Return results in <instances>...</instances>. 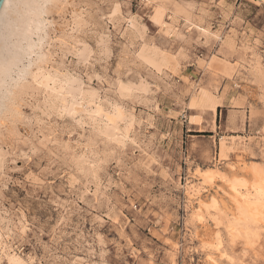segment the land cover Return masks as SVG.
Returning a JSON list of instances; mask_svg holds the SVG:
<instances>
[{
	"label": "rangeland",
	"instance_id": "1",
	"mask_svg": "<svg viewBox=\"0 0 264 264\" xmlns=\"http://www.w3.org/2000/svg\"><path fill=\"white\" fill-rule=\"evenodd\" d=\"M17 2L0 25V57L13 61L0 88V264H264V204L255 189L250 197L240 190L249 202L244 216L238 201L220 197L225 183L206 188L194 176L219 164L221 135L247 143L245 160L264 167V81H251L240 60L255 52L264 60V0H52L32 33L21 22L30 0ZM207 26L223 36L236 31L230 73L210 69L226 58L201 34ZM166 56L179 66L165 67ZM53 74L74 81V98L55 93ZM203 82L243 95L248 104H238L250 124L243 137L233 125L238 104L225 102L213 117L199 99ZM92 95L126 115L119 138L101 134L103 120L89 112H68L75 101L91 111ZM200 114L203 129L191 124ZM246 177L248 186L256 181ZM214 197L224 211L208 207ZM238 219L253 226L244 231Z\"/></svg>",
	"mask_w": 264,
	"mask_h": 264
},
{
	"label": "bare ground",
	"instance_id": "2",
	"mask_svg": "<svg viewBox=\"0 0 264 264\" xmlns=\"http://www.w3.org/2000/svg\"><path fill=\"white\" fill-rule=\"evenodd\" d=\"M48 1H52V0H30V5L28 7V10H30V15L29 18L25 21L22 20L21 22H23V26L26 25V27L28 28L29 32L32 33L33 30L35 31V29L37 30L39 27H41V18L43 13H46V6L45 4ZM25 2V1H24ZM185 2V1H184ZM190 2V1H189ZM13 3V7H16L17 4H19L17 2V0H4L1 8H0V25L1 24H7L9 22V19L11 16V11L8 10L9 5ZM50 3V2H49ZM52 3V2H51ZM161 3V2H160ZM24 4V3H23ZM11 6V5H10ZM189 7H191V5H187ZM193 6V5H192ZM12 7V6H11ZM195 7V5L193 6ZM184 8V7H183ZM182 8V9H183ZM14 9V8H13ZM53 9V8H52ZM179 9V8H178ZM187 11V10H186ZM14 12V11H13ZM12 12V13H13ZM170 12V11H169ZM176 12V9L175 11ZM178 12H183L185 13V15L187 16V19H190L191 17V13L190 10L189 12H185L184 10H179ZM177 17V16H176ZM179 19V18H178ZM12 20V19H11ZM194 21V20H193ZM134 23V22H133ZM186 23V22H185ZM136 25V24H135ZM187 24H185L186 26ZM197 25V24H196ZM202 31L201 34L209 37L211 36L212 38L215 39V41H217V43L219 42V44H221L220 46V50L221 53L224 55L225 59H219V58H215L212 62L211 68L210 69H214L216 71L221 72V75H224L225 73H230L232 71V69L234 68V64L231 63L230 59L228 58L229 56H232V54H234V52L237 51V45H236V31L231 30L230 32L226 33L225 36L222 35L221 32H210L209 30V26L207 27H199ZM40 29V28H39ZM214 30V29H213ZM135 32V31H134ZM178 32V31H177ZM173 33V32H172ZM176 33V32H175ZM29 35V34H28ZM32 35V34H31ZM138 35V34H136ZM177 35V33H176ZM181 35V33H180ZM183 35V34H182ZM186 35V34H185ZM184 35V36H185ZM178 37L179 34L177 35ZM17 37V36H16ZM173 38V36H172ZM132 39V38H131ZM182 39V38H181ZM130 41V39H129ZM246 41V40H244ZM248 42V41H246ZM251 42V41H250ZM249 42V43H250ZM248 44V43H247ZM246 44V45H247ZM255 45V44H254ZM257 45V44H256ZM1 46V45H0ZM218 46V45H217ZM242 47V46H241ZM249 47V46H248ZM246 49V47H245ZM32 50V49H31ZM219 51V52H220ZM1 52V50H0ZM179 52V51H178ZM246 52V51H245ZM43 53V52H42ZM182 53V52H181ZM185 53V52H184ZM248 53V52H247ZM253 53V52H252ZM45 54V53H44ZM42 55L41 57H39L40 59H38L40 62L45 61V55ZM178 55V53H177ZM181 55V54H180ZM253 55V56H252ZM6 56V55H5ZM183 56V55H182ZM9 60H3L0 57V88L4 85V78L5 75L7 76L8 71H7V65H11V63L13 61L12 58H7ZM228 59V60H227ZM36 60V59H35ZM37 60V61H38ZM240 60H242L244 63L242 64V67L247 69L248 75L251 79V81H253L254 83L256 82L257 84L262 83V81H264V60L262 59L261 55L259 52H255L253 54H251L250 57H247L245 54H241L240 55ZM15 61V60H14ZM163 64L165 65V67L169 68H177L179 66V59L177 57H168L166 56L165 58H163L162 60ZM16 63V62H15ZM35 63V62H34ZM242 63V62H241ZM14 65V64H13ZM5 66V67H4ZM37 66L38 63H37ZM12 67V66H10ZM210 71V70H209ZM7 72V74H6ZM15 72V71H14ZM25 72V71H23ZM11 73V72H9ZM56 73V72H55ZM214 73V72H213ZM218 73V72H217ZM31 74V73H30ZM9 75V74H8ZM23 75L20 76V79ZM24 77V76H23ZM216 77V76H215ZM26 77H24L25 79ZM11 79V78H10ZM51 81L53 84H58L59 86H52V89L55 91L56 94L61 93L63 90H65V94L64 92V98H67V95L72 96L73 98L76 95V89L72 86L73 84V80H70L68 78V80H62L58 75L53 74L51 76ZM15 80V79H14ZM22 81V80H21ZM26 81V80H25ZM13 83V82H12ZM22 83V82H21ZM25 83V82H24ZM28 83V82H27ZM208 88L204 89V88H200L199 89V99L203 102H207L208 104H218V105H223V100L225 99V92H220L218 91L217 86L211 84V83H206L203 82ZM11 84V83H10ZM15 84V83H14ZM13 84V85H14ZM17 84V82H16ZM26 85V84H25ZM66 85V86H65ZM130 85V84H129ZM28 87L30 86L29 84L27 85ZM26 86V88H27ZM142 86V85H141ZM145 85L142 86V88ZM13 87V86H12ZM15 87V86H14ZM13 87V88H14ZM22 87V86H21ZM11 88V86H10ZM24 87V89H26ZM30 88V87H29ZM139 88V87H137ZM80 89V88H79ZM226 89V88H224ZM10 90V89H9ZM20 90V89H19ZM146 90V89H145ZM7 91V90H6ZM28 91V90H27ZM78 94L81 95L82 99H86V94L83 93V91L78 90ZM7 93H9L7 91ZM18 93V92H17ZM21 93V92H20ZM24 94V93H23ZM77 94V95H78ZM66 95V96H65ZM218 95L220 97V100H218L217 102L215 101L214 97ZM16 96V90H12L10 91V97H8L10 99V103H7L6 105L10 104V106L6 109V110H11L10 112H12V106L14 104V97ZM21 96V95H20ZM19 96V97H20ZM233 96V95H232ZM17 98V97H16ZM21 98V97H20ZM70 98V97H69ZM67 98V99H69ZM79 98V97H78ZM88 98V97H87ZM90 100L88 99V103L87 105L91 106L92 109L91 111H89L86 106L82 103V102H72L69 106H67V110L69 113H73L75 114V112H89V115L96 121L97 119H101L104 122V125L102 126V128L100 129V133L104 134L108 137H111V141L113 140V138H119V124L122 121H126V115L124 114V112L119 109L116 108L114 110V112L109 111V110H105L100 104L95 103V96H91L89 97ZM229 98V97H228ZM231 98V97H230ZM5 99V98H4ZM3 99V100H4ZM18 99V98H17ZM62 99V97H61ZM72 99V98H71ZM80 98V100H82ZM74 100V99H73ZM64 101V99L62 100ZM68 101V100H67ZM71 101V100H69ZM66 102V101H65ZM235 102V100H234ZM3 103V102H2ZM62 104V103H61ZM68 104V103H67ZM236 105V104H235ZM239 105V104H238ZM237 106V105H236ZM5 108V107H2ZM1 105H0V110L2 109ZM66 108V106H65ZM251 108V107H250ZM16 109V108H15ZM18 109V108H17ZM113 109V108H112ZM212 115L213 117L215 116V112H216V107L212 108ZM246 109V108H245ZM257 111V109H254ZM2 111V110H1ZM18 111V110H17ZM16 111V112H17ZM238 111V110H236ZM234 111V112H236ZM241 111V110H239ZM4 112V110L2 111ZM230 112V111H229ZM243 112V111H242ZM251 112V111H250ZM8 113V112H6ZM204 113V112H203ZM244 113V112H243ZM238 114V113H237ZM4 115V114H3ZM14 115V114H13ZM72 115V114H71ZM230 115V113H229ZM245 115V114H243ZM73 116V115H72ZM236 116V115H234ZM232 116V117H234ZM10 117V116H8ZM243 117V116H242ZM246 117V116H245ZM249 117V116H248ZM256 117V116H255ZM235 118V117H234ZM250 118V117H249ZM2 116L0 117V123L2 124ZM6 119V118H5ZM233 119V118H232ZM204 118L202 116V114L198 115L197 117H192L191 118V124H194V121H196V123L198 125H200V129L205 128L206 124H204L203 121ZM231 121V119H230ZM229 121V122H230ZM214 118H213V123H212V128H214ZM236 122V121H235ZM0 124V125H1ZM231 125V124H230ZM233 125H236L233 124ZM2 126V125H1ZM0 126V127H1ZM246 126V125H245ZM228 128V127H227ZM243 129V128H242ZM245 129V128H244ZM207 130V129H206ZM235 130V129H234ZM237 130V129H236ZM123 133V132H122ZM103 135V136H104ZM121 135V134H120ZM101 136V135H100ZM126 136V135H125ZM237 138V137H236ZM114 139V140H116ZM121 139V138H120ZM244 139V138H243ZM110 140V139H109ZM119 140V139H118ZM117 140V141H118ZM116 141V142H117ZM119 142V141H118ZM123 142L124 139H123ZM219 142V141H218ZM264 142V141H262ZM122 143V142H121ZM255 144V143H254ZM261 144V143H260ZM119 145V143H118ZM122 145V144H121ZM195 145V144H194ZM120 146V145H119ZM256 147V146H255ZM119 148V147H118ZM248 148V144L244 143L243 141H235V140H230L229 137L226 135H221L220 136V142H219V147H218V156H217V160L219 161V164L213 165L212 167L210 166L209 168H206L202 171H199L197 174H194V176L196 177H202L203 179V184L204 186H206V188H210L215 186V184H217L219 187L223 186V184L221 183H225L226 186L228 187V189H221L223 191V196L220 197H225L228 198L229 200H234V201H238L241 206H240V213L239 214H243L244 216H248L249 214L247 213L249 210V202L247 201H242L243 199L241 198V188L246 187L245 189L248 192L247 197H250L251 193H250V189H255V193L254 194V199L255 202L258 203H263L264 204V185H261L263 179H264V175L262 172V167L261 169H259L258 166H256L255 164H251L249 163L247 160H245L244 157V153L242 151H246ZM257 148V147H256ZM264 148V147H263ZM259 149V147H258ZM208 152V150H206ZM247 152V151H246ZM259 153V152H258ZM262 155V154H261ZM264 155V152H263ZM208 156V155H207ZM206 156V157H207ZM246 156V155H245ZM261 157V156H260ZM82 158V157H81ZM208 159V158H207ZM83 160V159H81ZM80 160V161H81ZM85 161V160H84ZM86 163V162H85ZM218 163V162H217ZM79 166V165H78ZM82 166V165H81ZM80 166V167H81ZM149 166V165H147ZM85 166L83 165V168ZM89 174V173H88ZM252 175L256 177V181L251 185L248 186V181L246 180L248 177H246L247 175ZM260 178V179H259ZM260 182V184H259ZM221 184V185H220ZM208 186V187H207ZM185 194L188 197V200H192L193 199V194H192V188L190 187H186L185 188ZM84 197V196H83ZM233 201V202H234ZM236 203V202H235ZM237 204V203H236ZM205 207V204L203 205ZM207 206V205H206ZM253 206V205H252ZM208 207L211 208H215L219 211H224V206L221 205L220 199L214 197L211 200V203L209 204ZM263 208V207H262ZM205 209V208H204ZM237 209V208H236ZM261 209V208H260ZM206 210V209H205ZM204 210V211H205ZM203 211V212H204ZM116 212V211H115ZM214 212L216 213V211L214 210ZM226 212V211H225ZM260 212V210H259ZM261 213V212H260ZM206 214V213H205ZM208 214V213H207ZM251 214V213H250ZM197 215V214H196ZM259 215V214H258ZM195 216V215H194ZM201 216V215H200ZM199 219H202V217ZM203 216V214H202ZM219 217V216H217ZM239 217V216H238ZM242 217V216H240ZM252 217V216H251ZM119 218V217H118ZM198 218V217H197ZM218 219V218H217ZM203 220V219H202ZM239 220V219H238ZM255 220V219H254ZM258 220V219H257ZM262 220V219H261ZM207 221V220H206ZM259 221V220H258ZM191 222V221H190ZM189 222V223H190ZM194 222V221H193ZM223 222V221H222ZM239 222H241V220H239ZM262 222V221H261ZM201 223V222H200ZM234 223V222H233ZM243 223L241 225V229L245 231V228H251V226H253L251 220H247V219H243L242 222ZM258 223V222H257ZM194 224V223H193ZM240 224V223H239ZM256 224V223H255ZM195 225V224H194ZM231 225V224H230ZM259 225V224H258ZM238 226V225H237ZM207 227V226H206ZM232 227V226H231ZM208 229V228H207ZM259 229V228H258ZM240 230V229H239ZM255 230V229H254ZM236 231V230H235ZM238 232V231H237ZM243 232V231H242ZM255 232V231H254ZM258 232V231H257ZM203 233V232H202ZM239 233V232H238ZM236 233V234H238ZM241 233V232H240ZM250 232H248L249 234ZM253 233V232H252ZM245 234V233H244ZM254 234V233H253ZM258 234V233H257ZM256 234V235H257ZM220 235V234H219ZM251 235V234H250ZM255 235V234H254ZM219 237V236H218ZM238 237V236H237ZM244 237H246V235H244ZM248 239L250 238L249 236H247ZM253 238V236L251 237ZM257 238V237H256ZM219 245V244H218ZM213 261V260H212ZM217 261V260H216ZM214 262V261H213ZM211 263V262H210ZM212 264V263H211ZM217 264V263H215Z\"/></svg>",
	"mask_w": 264,
	"mask_h": 264
},
{
	"label": "crops",
	"instance_id": "3",
	"mask_svg": "<svg viewBox=\"0 0 264 264\" xmlns=\"http://www.w3.org/2000/svg\"><path fill=\"white\" fill-rule=\"evenodd\" d=\"M228 75H226V77H227ZM217 97H218V99H217ZM229 97V98H228ZM231 97V98H230ZM214 99H215V101L217 102L218 100H220V97L218 96V95H216L215 97H214ZM234 100H235V102H234ZM246 101H248V100H246ZM225 102H226V107L228 106V105H233V104H238V103H243V104H248V102H245V100H244V98H243V95H241L240 97H234V98H232V96L231 95H229V93L226 91V96H225V99L223 100V105L225 104ZM223 105H218V104H210V106L213 108V107H217V110L220 108V107H222ZM236 108H238V109H236V110H238L237 111V113H236V117L238 118V120H237V122H236V128L238 129V130H236L235 131V133H240V134H238L237 136H235V137H243L242 136V131H243V129L245 128L246 130L248 129H250V124H249V122H245L243 119H242V116H243V108L244 107H239V105H237V107ZM239 110H241V111H239ZM250 112V111H249ZM248 115H250V113L249 114H247V116ZM214 125H215V127H218V123H217V118H216V121L214 122ZM246 125V126H245ZM254 125V124H253ZM243 128V129H242ZM212 129V128H211ZM210 129V130H211ZM244 129V130H245ZM213 130V129H212ZM211 130V131H212ZM237 141V140H236Z\"/></svg>",
	"mask_w": 264,
	"mask_h": 264
},
{
	"label": "water",
	"instance_id": "4",
	"mask_svg": "<svg viewBox=\"0 0 264 264\" xmlns=\"http://www.w3.org/2000/svg\"><path fill=\"white\" fill-rule=\"evenodd\" d=\"M3 2H4V0H0V8H1Z\"/></svg>",
	"mask_w": 264,
	"mask_h": 264
},
{
	"label": "trees",
	"instance_id": "5",
	"mask_svg": "<svg viewBox=\"0 0 264 264\" xmlns=\"http://www.w3.org/2000/svg\"><path fill=\"white\" fill-rule=\"evenodd\" d=\"M205 134H212V132H205Z\"/></svg>",
	"mask_w": 264,
	"mask_h": 264
}]
</instances>
